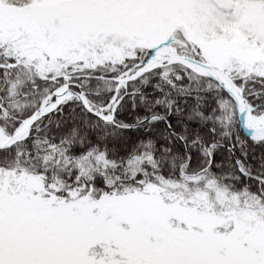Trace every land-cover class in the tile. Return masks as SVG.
I'll use <instances>...</instances> for the list:
<instances>
[{
	"label": "snow or ice",
	"instance_id": "6c2138e0",
	"mask_svg": "<svg viewBox=\"0 0 264 264\" xmlns=\"http://www.w3.org/2000/svg\"><path fill=\"white\" fill-rule=\"evenodd\" d=\"M0 264H264V0H0Z\"/></svg>",
	"mask_w": 264,
	"mask_h": 264
}]
</instances>
